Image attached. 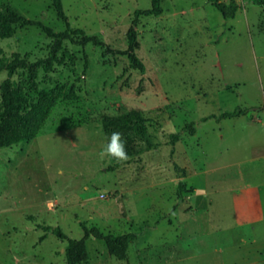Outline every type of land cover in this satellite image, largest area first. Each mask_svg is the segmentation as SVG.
Listing matches in <instances>:
<instances>
[{
  "label": "rangeland",
  "instance_id": "rangeland-1",
  "mask_svg": "<svg viewBox=\"0 0 264 264\" xmlns=\"http://www.w3.org/2000/svg\"><path fill=\"white\" fill-rule=\"evenodd\" d=\"M220 2L238 5L233 18L207 0H159L147 17L135 12L151 0H61L68 25L102 45L62 43L36 83L75 82L78 99L59 97L37 137L0 148V264H66V241L43 228L79 240L80 223L133 235L124 261L89 237L84 264H264V8ZM9 11L40 26L0 28L2 55L46 58L55 37L43 28L65 31L51 0H0ZM133 19L143 75L119 54ZM132 109L146 137L131 136L127 160L102 155L101 117ZM236 109L247 113L220 117Z\"/></svg>",
  "mask_w": 264,
  "mask_h": 264
},
{
  "label": "trees",
  "instance_id": "trees-1",
  "mask_svg": "<svg viewBox=\"0 0 264 264\" xmlns=\"http://www.w3.org/2000/svg\"><path fill=\"white\" fill-rule=\"evenodd\" d=\"M207 1L225 19L233 18L239 8L235 2L225 4L220 2V0ZM51 2L57 18L65 24V31L54 34L50 29L43 28L49 37H55V40L49 48V55L46 58L29 63L16 53L10 59H6L0 51V73L7 71L8 74H14L19 70L26 71L27 73V79L25 80L22 79L19 82H13L10 79H5L0 84V148L9 147L21 142H30L37 137L51 109L57 105L59 97L67 101H76L78 99L75 82L68 88H65V90L58 83H55L53 88L48 89H39L36 83L38 69H44L46 73L50 72L58 62V53L62 43L72 41V35H79V41H75L79 46H85L89 43L94 46L102 45V42L97 37L87 36L83 30L72 29L68 25L61 0H51ZM250 2L264 8V0H250ZM161 12L162 9L159 0H151V8L138 10L135 12V16H158ZM136 23V19H133L126 34L127 49L119 54L127 57L131 69L143 75L145 73V67L135 54L138 46L136 32L134 30ZM5 25L40 26L39 23L25 20L22 15L14 11H9L7 15H0V28ZM86 69L87 61L85 59L83 72ZM246 113L247 110L236 109L231 113H223L220 117L231 118ZM147 122L148 120L142 116L140 111L132 109L120 115H103L100 119V126L109 136H111L112 132H120L122 139L125 141L127 155L131 157L132 147L129 145L131 136L135 135L144 139L147 133ZM87 123V116H82L75 125L78 126ZM171 138L174 143L177 140V134H171ZM146 144L147 147H150L148 142ZM114 166L108 167L107 170H114ZM80 225L83 229V237L79 240L69 239L59 228H43L44 231L51 232L58 239L66 241V248L64 249L66 264H84L87 262L88 251L86 240L89 237L103 241L107 253L116 260H126L128 245L133 239L132 234L104 235L97 228H88L82 223ZM39 240H42V237Z\"/></svg>",
  "mask_w": 264,
  "mask_h": 264
},
{
  "label": "clouds",
  "instance_id": "clouds-1",
  "mask_svg": "<svg viewBox=\"0 0 264 264\" xmlns=\"http://www.w3.org/2000/svg\"><path fill=\"white\" fill-rule=\"evenodd\" d=\"M102 155H108L118 160H127L128 155L125 149V141L122 139L120 132H112L108 142L102 149Z\"/></svg>",
  "mask_w": 264,
  "mask_h": 264
},
{
  "label": "built area",
  "instance_id": "built-area-1",
  "mask_svg": "<svg viewBox=\"0 0 264 264\" xmlns=\"http://www.w3.org/2000/svg\"><path fill=\"white\" fill-rule=\"evenodd\" d=\"M101 198H103V195H101Z\"/></svg>",
  "mask_w": 264,
  "mask_h": 264
}]
</instances>
